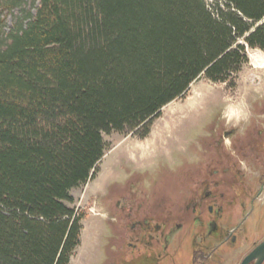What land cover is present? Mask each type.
<instances>
[{
  "label": "trees",
  "instance_id": "trees-1",
  "mask_svg": "<svg viewBox=\"0 0 264 264\" xmlns=\"http://www.w3.org/2000/svg\"><path fill=\"white\" fill-rule=\"evenodd\" d=\"M0 0V264H70L106 134L145 138L200 77L235 87L264 0ZM23 15L8 27L7 14Z\"/></svg>",
  "mask_w": 264,
  "mask_h": 264
},
{
  "label": "flooded vegetation",
  "instance_id": "flooded-vegetation-1",
  "mask_svg": "<svg viewBox=\"0 0 264 264\" xmlns=\"http://www.w3.org/2000/svg\"><path fill=\"white\" fill-rule=\"evenodd\" d=\"M260 116L237 128L217 113L210 131L182 152L196 168L184 174L174 207L136 204L128 195L135 183L125 184L110 225L119 241L103 264H264V109Z\"/></svg>",
  "mask_w": 264,
  "mask_h": 264
},
{
  "label": "rangeland",
  "instance_id": "rangeland-1",
  "mask_svg": "<svg viewBox=\"0 0 264 264\" xmlns=\"http://www.w3.org/2000/svg\"><path fill=\"white\" fill-rule=\"evenodd\" d=\"M38 5L39 1L33 4L30 0L25 10L35 13ZM22 15L19 9L7 14L8 27ZM248 55L249 62L238 74L235 87H230L229 82L217 83L200 77L185 96L162 109L145 138L139 137L136 130L105 135L109 148L94 178L72 191L76 207L84 211L86 217L81 244L70 264H103L107 247L119 241L110 225L117 223L115 203L123 197L119 196V191L126 188L125 184L135 183L128 195L129 198L136 195V204L146 200L149 207L159 202L174 207L182 200L188 184L184 174L196 168L195 161L187 164L182 155L202 139V134L210 131L217 113L225 115L223 121L227 127L242 128L248 120L261 118L264 65L258 66L252 55L264 57V51L253 49ZM142 146L146 147L145 153L140 149ZM136 149L140 150L133 155ZM117 183L121 186L115 188ZM114 248L115 245L112 251Z\"/></svg>",
  "mask_w": 264,
  "mask_h": 264
},
{
  "label": "bare ground",
  "instance_id": "bare-ground-1",
  "mask_svg": "<svg viewBox=\"0 0 264 264\" xmlns=\"http://www.w3.org/2000/svg\"><path fill=\"white\" fill-rule=\"evenodd\" d=\"M252 58L256 61L257 65L258 66H263L264 65V57L260 56V55H252ZM140 149L145 153L147 150H146V147L145 146H142L140 147ZM140 149H136L134 150V154L133 155H136V152L138 153V151ZM138 155V154H137ZM142 156V154H141ZM137 157V156H136ZM144 158V157H143Z\"/></svg>",
  "mask_w": 264,
  "mask_h": 264
}]
</instances>
